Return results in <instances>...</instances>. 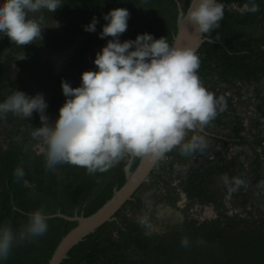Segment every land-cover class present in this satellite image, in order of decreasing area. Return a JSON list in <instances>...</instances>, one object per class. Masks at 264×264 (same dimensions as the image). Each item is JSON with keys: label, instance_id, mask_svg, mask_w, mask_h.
Returning a JSON list of instances; mask_svg holds the SVG:
<instances>
[{"label": "trees", "instance_id": "1", "mask_svg": "<svg viewBox=\"0 0 264 264\" xmlns=\"http://www.w3.org/2000/svg\"><path fill=\"white\" fill-rule=\"evenodd\" d=\"M178 1L185 12L190 0ZM62 2L56 13L65 19L64 34H83L86 43L95 40L98 44L102 43L100 33L108 23L103 17L117 8L127 9L130 13L127 31L119 37L121 43L134 41L138 35L151 34L154 39L166 38L170 44L176 30L178 6L175 0ZM218 2L224 5V18L211 36H203L213 42L203 41L196 52L201 62L198 72L200 79L217 98L225 99L226 110L218 114L205 132L208 146L223 144L225 150L234 144L239 152L230 160L222 153L216 154L213 160L206 155L203 162L189 169L187 177L180 183L182 193L188 199L216 203L219 207L217 217L199 222L194 218L188 219L184 213L181 219L172 214L160 221L158 229L153 231H149V226L141 220L145 214L155 220L154 207L158 203L165 202V205L177 210L175 202L178 194L171 185L175 178H179L178 174L173 176L177 171L175 164L183 166L190 162L191 156H182L179 150H174L167 154L166 161L156 164L147 180L135 190L132 199L127 200L115 213L113 221L103 223L72 245L66 252V258L59 264H264V210L257 211L256 216H228L224 213L225 207L221 197H218L220 190L216 187L223 174L244 180L248 177L252 187L248 188H251L250 192L244 193L241 187L232 195H241L239 201L242 206L252 198L264 208V188L258 187L264 181V136L260 132H255L252 138L239 134L242 130L241 119L236 113L227 118L231 97L221 96L224 92L219 86H235L238 95L245 96L256 92L260 78L264 80V34L253 35L257 29L264 30V0H255L259 6L258 12L244 14H241L240 8L249 0ZM29 16L32 17L31 14ZM93 17L98 21L95 32L85 31L84 27L92 22ZM262 22L263 25L258 26ZM251 30L254 32L249 33ZM1 35L5 40L0 43V58L6 61H14V52L26 55L42 43L36 41L17 47L7 36ZM4 45L13 47L15 51H1ZM95 58L96 54L87 70L81 67L74 76L67 73L50 79L44 75L40 85L24 76L15 80L12 88L34 97L39 87H47V83L52 82V93L48 90L43 93L48 105L45 115L51 124L59 117V109L68 99L62 92L61 82H68L72 88L79 87L82 73L98 71ZM23 62L19 64L16 61L15 64L25 68L28 61L23 59ZM237 82L241 85H236ZM9 84L8 78L0 74V102L11 94ZM5 119L12 127L9 129L7 148L3 149L0 145V226L10 225L16 239L8 258L0 260V264H47L59 240L75 225V222L57 214L68 217L93 214L112 197L114 191L123 186L125 168L128 166L132 174L140 159L128 158L104 173L89 174L86 169L70 164L57 165L49 170L45 166L46 159L29 147V143L36 140L32 132L43 126L40 114L33 112L31 118L19 119L8 113ZM231 122L236 134L221 133V129ZM18 134V139H12ZM193 134H189V139ZM246 160L249 161V170L243 171L241 168ZM18 168L23 170L20 178L15 175ZM41 208L51 216L47 221L46 234L21 239L19 234L28 223V213ZM184 237L189 240L188 247L181 246Z\"/></svg>", "mask_w": 264, "mask_h": 264}, {"label": "clouds", "instance_id": "2", "mask_svg": "<svg viewBox=\"0 0 264 264\" xmlns=\"http://www.w3.org/2000/svg\"><path fill=\"white\" fill-rule=\"evenodd\" d=\"M62 4V0H3L0 34L17 47L33 44L42 39L45 28L43 15L35 14L43 10L54 13ZM240 11L256 13L259 6L249 0ZM181 16L192 26L194 35L211 36L224 18V5L218 0H190ZM129 18L124 8L103 17L108 23L100 38L112 39L96 54L98 71L82 73V83L76 88L61 82L68 99L54 125L45 115L48 105L42 94L29 97L22 91H12L0 102V116L12 113L31 118L33 112L40 114L43 126L35 129L32 137L46 145L47 169L70 164L89 174L104 173L128 158L158 163L166 161L167 154L174 150L185 157L207 150L205 129L226 110V101L217 98L200 79L196 48H178L166 38L154 39L151 34L121 43L119 37L127 31ZM97 23L93 17L84 30L95 32ZM23 59L24 53L18 60ZM190 133L194 134L189 139ZM15 175L22 177L23 170L16 169ZM220 179L229 195L247 187L243 178L223 174ZM258 187L264 188V181ZM50 218L43 208L28 213L20 238L43 236ZM15 239L10 225L0 226V260L8 258ZM181 246H189L187 237L182 238Z\"/></svg>", "mask_w": 264, "mask_h": 264}, {"label": "flooded vegetation", "instance_id": "3", "mask_svg": "<svg viewBox=\"0 0 264 264\" xmlns=\"http://www.w3.org/2000/svg\"><path fill=\"white\" fill-rule=\"evenodd\" d=\"M0 3H3V0H0ZM56 11H58V10H56ZM56 11L54 13H49L47 10H43L42 13L35 14L36 17L43 15V17H44V25L43 26H45V28H43V30H42V39L39 40V41H42V43L40 44V47L37 49L34 48V50L32 52L26 53V55H25L26 59L25 60H27L28 62L26 64L25 68H20V67L16 66V64H15L16 61L19 64L24 63L23 60H18L21 55H19L17 52L13 53V56H14L13 62L12 61H6L4 58H0V65H1L0 74L2 76H5L8 78V81L10 82L8 87L10 88L11 91H14L12 88L13 87L12 83L15 80H19L21 77L24 78V76L26 77V79H29L30 81L36 83L37 85H40L41 79L44 75H48L50 79H54L56 77L65 76L67 73H71V75L74 76L77 74L78 69L81 67L84 68V70H87L88 65H90L94 59V55L97 54L99 51H101L102 48L105 47L107 45L108 41L110 40L111 37H105L103 39L102 43H100V44H98L96 42V40L91 42V43H86V37L83 34H78V33L72 34L71 33V34L65 35L64 34L65 32H63V27L66 25L65 19L62 18L60 15H58V13H56ZM31 15L33 17V14H31ZM261 25H263V22L260 23L258 26H261ZM253 32H254V30H251L249 33H253ZM258 34H264V30L257 29V30H255V33H253V35H255V37L259 36ZM62 36H64V37H62ZM4 40H5L4 37H2V35L0 34V43H3ZM61 43H62V45L59 46ZM262 48H264V47L262 46ZM10 49L15 51L13 47H9L7 45H4V47L1 49V51L7 52ZM65 49L71 50L70 51L71 52L70 57L68 58L69 62L67 63V65L65 67H60V65H61L60 61L61 60H59L60 57H58V54L60 52H64ZM67 54H69V53H67ZM263 81L264 80L262 78H260L261 83L257 86L256 92H254V93L251 92L245 96H239L238 92H237L238 88H236L235 86L222 85V84L219 85L221 87V92H224L223 90L224 89L226 90L227 87H229V86H231V88L233 90H235V93L237 95L236 98L238 99L237 101H234L235 98L232 95H228V94L226 95V94L222 93L221 96H223V94H224L227 97H231V100H230L231 106H229L227 108V113H229L227 118L230 119L234 113H236L240 117L241 123H242V130H240L239 134L241 136L252 138V135L255 132H260V134L262 136H264V91H263L264 82ZM47 84H48L47 87H45L44 85L39 87L35 91V96L37 94L43 95V93L46 92L47 90L51 94L52 93L51 90L54 88V84L52 82H49ZM239 84L240 83L237 82L236 85H239ZM251 86H252V84H251ZM246 87H248V86L246 85ZM46 97H47V95H46ZM249 101L257 102L258 106H256V109L251 110L250 113L248 114V111L243 112L240 109V106L243 105L244 103H248ZM1 102H3V101H1ZM12 116L15 118H19V119L22 118L20 116H16L13 114H12ZM0 118L2 119V121L0 123V145L2 146L3 149H5V148H7V144L9 142V138H8L9 129L12 126L10 127L6 123L5 116H0ZM58 118L59 117L55 118L53 120V122L51 123V125H54L55 121ZM232 123L233 122L229 123L224 128H222L221 133H226L227 135L228 134H230V135L236 134L235 130L233 129L234 125ZM11 135H13V134H11ZM18 136H19V134L12 136L13 137L12 139H18ZM1 137H3V140L1 139ZM29 147H30V149L34 150L35 153L41 154L46 159L47 149H46V145H44L42 143V141L36 139L34 142L29 143ZM206 152H208V154ZM238 152H239V148H237L234 144L230 145L225 150H224L223 144L209 145L207 150L203 154H201V153L195 154V157L197 158L198 163H196V164L190 163L192 161V157H191L190 162H188L187 164H185L183 166H180L176 163L175 167H176L177 171H176L175 175H173V176L175 177L178 174L179 178L181 179L180 182L184 181L183 180L184 177H182L183 170L186 168L185 170L189 171V169L192 166H198L201 162L204 161L206 155H208V158L210 160H213L215 158L216 154L222 153V154H224L226 159L230 160L232 158V156L236 155ZM248 162L249 161H247V160L244 161V164L241 168L243 171L249 170ZM188 171H187L186 177L188 175ZM245 181L247 182V187H243L244 188L243 192L248 193V192H250V189L252 187L249 184L250 182L248 180V177H245ZM171 185L176 188L175 193L178 194V200L175 202V206L177 207V210H175L176 214L174 213L173 214L174 216L181 219L183 217V213H184L187 215L188 219H191V218L196 219V217H193L194 215L192 214L190 208L194 203H198L199 205L213 204L215 206V208L217 209L216 216H215V217H217V214L219 212V207L216 203L201 202L197 198L188 199L187 196H185V194L182 193V186L176 187V184H173V183ZM216 187H218L220 190L218 197H221V203L225 207L224 213L226 215H228L227 205L223 201L224 197L229 196L231 198H235L237 200H240L241 195H238V197H234L232 194L229 195L228 192L225 190L224 185L221 182V180H219ZM249 187H251V188L248 190ZM181 194H182V197H184L186 200L183 207H181L182 209H180V206H179V204H180L179 200L181 199ZM250 199L251 200H249V203H250V201H254V199L253 200H252V198H250ZM248 204H246V205H248ZM246 205H244V206H246ZM237 215H238V213H237ZM138 216H140V215H137V217ZM238 216H240V215H238ZM246 216H248V215H246ZM240 217H244V216H240ZM210 219H212V218H210ZM210 219H205V220H210ZM198 221L201 222L203 220H198Z\"/></svg>", "mask_w": 264, "mask_h": 264}, {"label": "water", "instance_id": "4", "mask_svg": "<svg viewBox=\"0 0 264 264\" xmlns=\"http://www.w3.org/2000/svg\"><path fill=\"white\" fill-rule=\"evenodd\" d=\"M175 2L178 6V15L176 30L172 35L170 45L178 48L192 46L197 51L203 41L210 40L193 34L192 26L181 16L182 10L179 1L175 0ZM156 164L147 159H140L138 166L132 174L129 173V167L127 166L124 172L125 181L123 186L119 190L114 191L112 197L89 216L73 215L72 217H68L58 213L57 216L75 222V225L59 240L47 264H59L66 258V252L72 245L80 241L85 235L93 232L103 223L113 221L115 213L127 200L132 199L135 190L147 180L148 175L155 168Z\"/></svg>", "mask_w": 264, "mask_h": 264}, {"label": "rangeland", "instance_id": "5", "mask_svg": "<svg viewBox=\"0 0 264 264\" xmlns=\"http://www.w3.org/2000/svg\"><path fill=\"white\" fill-rule=\"evenodd\" d=\"M70 51H71L70 49H65L64 52H60L58 54V57H60L59 60H61L60 61V63H61L60 67H65L67 65V63L69 62L68 58L70 57V54H71ZM67 53H69V54H67ZM224 94L234 96V98H235L234 101L238 100L236 98L237 95L235 93V90H233L231 88V86L227 87V89L224 91ZM256 106H258L257 102L249 101L248 103H244L243 105H241L240 109L243 112L248 111V114H249L251 110L256 109ZM1 139L3 140V137H1ZM190 163H193V164L198 163L197 158L192 157V161ZM185 169L182 172L183 173L182 177H184V179H185L187 171H188ZM180 180H181L180 178H176L175 180H173V184H176V187H180V183H181ZM223 201L227 205L229 216H232V215L237 214V213L240 216H246V215L256 216L255 213L257 211H262V209L264 210L263 206H261V203L258 201H255V200L250 201V203L246 206H242L240 204L239 200H237L235 198H231L229 196L224 197ZM185 202H186V200L184 197H182V194H181V199L179 200L180 209H182L181 207H183ZM164 203L165 202L158 203L154 207V209H156V216L154 217L155 220H151L150 219L151 217H149L148 214L142 216L141 220L145 221L146 225L149 226V231H153V230L158 229V223H160V221L165 220L166 217L175 213V211L173 209L169 208ZM190 210H191L192 214L194 215L193 217H196L197 220H205V219L214 218L216 216V211H217V209L215 208V206L213 204L199 205L198 203H194L191 206Z\"/></svg>", "mask_w": 264, "mask_h": 264}]
</instances>
